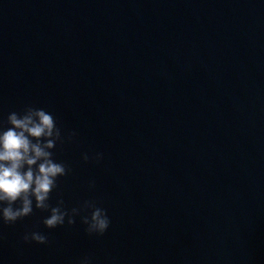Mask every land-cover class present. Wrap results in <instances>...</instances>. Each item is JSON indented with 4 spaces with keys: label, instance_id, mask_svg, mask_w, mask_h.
<instances>
[{
    "label": "water",
    "instance_id": "obj_1",
    "mask_svg": "<svg viewBox=\"0 0 264 264\" xmlns=\"http://www.w3.org/2000/svg\"><path fill=\"white\" fill-rule=\"evenodd\" d=\"M194 147L264 234V0H104Z\"/></svg>",
    "mask_w": 264,
    "mask_h": 264
},
{
    "label": "clouds",
    "instance_id": "obj_2",
    "mask_svg": "<svg viewBox=\"0 0 264 264\" xmlns=\"http://www.w3.org/2000/svg\"><path fill=\"white\" fill-rule=\"evenodd\" d=\"M75 135L69 132L62 136L54 115L43 108L26 106L21 112H9L0 121V223L11 224L32 214L33 209L48 213L42 220L47 228L74 223V217L84 210L81 222L89 234L102 235L109 226V217L104 208L94 202L85 201L80 208L66 209L62 199L50 205V193L57 187V179L67 174L63 162L54 159L53 149L58 142L71 140ZM99 161L101 153L90 157L81 153V159ZM94 182H89V188ZM23 241L46 242V236L37 231L25 232ZM2 264V261H0ZM79 264H90L83 257Z\"/></svg>",
    "mask_w": 264,
    "mask_h": 264
}]
</instances>
